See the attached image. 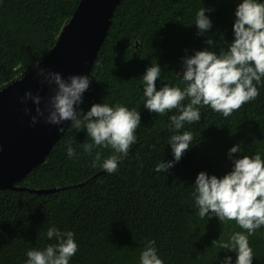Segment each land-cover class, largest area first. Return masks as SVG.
Instances as JSON below:
<instances>
[{
	"label": "trees",
	"instance_id": "16d2710c",
	"mask_svg": "<svg viewBox=\"0 0 264 264\" xmlns=\"http://www.w3.org/2000/svg\"><path fill=\"white\" fill-rule=\"evenodd\" d=\"M80 0H0V87L33 67L55 43L62 26ZM238 0H120L110 15L103 41L89 74L92 76L80 107L87 110L103 99L136 107L141 125L137 143L116 173L91 167L80 143L85 130L69 124L44 161L15 185L59 188L52 193L0 189V264H24L26 251L54 242L47 228L73 230L79 248L69 264H139L147 239H155L164 264H220L226 254L219 239L245 231L235 221L199 218L190 193L199 171L223 175L231 168L227 149L240 142L245 152L264 154V87L260 95L223 117L205 106L199 122L186 124L194 136L166 173L156 172L161 159H172L168 116L143 107L142 74L159 63L166 81L179 82L181 57L208 45L216 50L233 39ZM214 9L212 29L197 35L192 21L197 8ZM157 78V87L162 82ZM174 111V110H173ZM171 114V113H169ZM73 141L78 157L67 158L65 143ZM103 156L110 149H101ZM238 155V154H234ZM82 182V184L80 183ZM214 240H217L213 243ZM252 264H264V226L249 237Z\"/></svg>",
	"mask_w": 264,
	"mask_h": 264
},
{
	"label": "clouds",
	"instance_id": "9594fccd",
	"mask_svg": "<svg viewBox=\"0 0 264 264\" xmlns=\"http://www.w3.org/2000/svg\"><path fill=\"white\" fill-rule=\"evenodd\" d=\"M213 10L206 6L196 9L189 25L196 26L197 35L203 36L212 29L213 21L208 13ZM234 17L233 39L225 41L226 47L216 50L218 42L208 36L205 40L208 46L181 57V70L175 72L179 82L166 81L157 61L151 62L142 74L143 107L149 112L168 116L170 135L166 144L171 146L173 158L158 161L154 168L156 172L166 173L193 146V133L185 125L199 122L205 106L229 117L260 95V88L264 87V0H238ZM38 65L39 62L36 67L40 83L50 86V92L42 96L41 89L35 93L25 89L20 97L30 124L34 126L43 120L56 125L57 131L63 133L65 121H70L74 129L85 130L86 137L90 138L80 146L83 153L91 157V167L116 173L137 143L140 111L104 99L92 103L85 111L80 105L91 83L90 74L64 76L60 71ZM157 78L166 82L157 87ZM29 100L35 106L34 114L27 106ZM102 148L110 149V154L103 156ZM65 153L70 160L78 157L72 140L65 143ZM226 155L231 160L230 170L220 176L199 171L190 195L199 218L215 216L221 223L235 221L245 230L232 231L226 240L219 239L220 249L236 253L235 259L226 254L220 264H252L254 254L249 237L264 226V154L259 150L249 154L237 142L227 149ZM44 236L49 240L54 238V242L27 249L24 264H69L79 248L75 232L62 231L53 224ZM139 264H164L155 239H147L144 243L139 252Z\"/></svg>",
	"mask_w": 264,
	"mask_h": 264
},
{
	"label": "water",
	"instance_id": "95a60500",
	"mask_svg": "<svg viewBox=\"0 0 264 264\" xmlns=\"http://www.w3.org/2000/svg\"><path fill=\"white\" fill-rule=\"evenodd\" d=\"M120 0H80L50 50L38 61V67L69 73L89 74L103 41L108 19ZM37 64V63H36ZM36 64L21 76L0 87V189H27L37 193H52L59 188H24L15 183L32 168L45 160L47 154L62 136L70 121H65L64 132L57 126L38 121L34 126L24 114L21 103L25 89L41 95L50 92V86L41 85ZM27 106L35 113L31 100ZM82 184V182H80Z\"/></svg>",
	"mask_w": 264,
	"mask_h": 264
}]
</instances>
